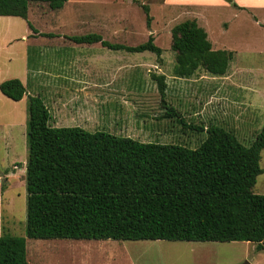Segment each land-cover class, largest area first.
Wrapping results in <instances>:
<instances>
[{
    "label": "trees",
    "instance_id": "trees-1",
    "mask_svg": "<svg viewBox=\"0 0 264 264\" xmlns=\"http://www.w3.org/2000/svg\"><path fill=\"white\" fill-rule=\"evenodd\" d=\"M68 1L0 0V17L22 18L37 33L28 21L30 4L46 3L58 11ZM142 8L150 26L149 6ZM68 39L115 51L163 53L152 34L134 47L110 43L96 33ZM171 49L179 78H191L200 69L225 76L235 57L233 51L214 50L205 29L191 19L172 29ZM155 79L166 106L165 77ZM0 90L16 102L27 96L20 79L4 81ZM166 108L179 115L174 107ZM28 113L27 238L247 242L264 250V195L253 191L264 173V125L249 146L232 131L211 126L208 137L191 149L51 127L40 97H28ZM26 237L0 236V264H30Z\"/></svg>",
    "mask_w": 264,
    "mask_h": 264
},
{
    "label": "rangeland",
    "instance_id": "rangeland-1",
    "mask_svg": "<svg viewBox=\"0 0 264 264\" xmlns=\"http://www.w3.org/2000/svg\"><path fill=\"white\" fill-rule=\"evenodd\" d=\"M91 1L90 5L83 6L85 21L79 26L71 20L73 5H68L64 11H52L46 3H31L28 21L37 33L22 18L0 17V85L7 80L21 79L28 67L35 70L38 64L45 66L51 57H62L58 54L59 47L44 45L47 42H72L68 39L71 36L96 32L109 42L138 46L147 42L152 34L156 45L163 50L161 57L149 51L115 52L88 44L69 47L65 50L67 56L63 57L93 56L101 51L105 58L111 59L108 65L118 64L113 56L127 57L139 64L142 59L149 60L150 73L146 74V69L140 68L132 80L116 82L111 87L148 92L145 98L153 109L149 114L155 117L150 126L157 128L159 135L130 137L134 140L196 149L208 137L207 129L216 126L232 131L246 146L254 142L264 125V29L254 31L241 20L231 18L223 9L200 10L197 14L201 24H198L209 32L214 50H219L218 25L225 21L230 22L234 32L241 26L244 37L252 36L254 41L244 43L242 46L247 48L243 50L228 48L238 52L230 66L231 70L238 66L244 69L240 72V80L208 75L203 69L193 77L183 79L173 73L176 54L171 49L172 29L195 17L196 11L173 12L167 21L154 4L155 0L116 1L111 4ZM142 5L149 6L150 26ZM208 15L210 20L207 21ZM33 42L44 44L40 46ZM251 45L254 47L250 48ZM158 67H162L168 77L165 80L167 104L174 107L179 115L169 112L161 102L155 79L159 76L156 74ZM102 107L108 116L110 104ZM28 120V100L13 101L0 90V236L6 233L26 237ZM49 124L55 127L53 122ZM106 127L102 128L105 132L116 131L108 130V125ZM261 167L264 170V151ZM253 191L264 195V173L258 177ZM26 242L30 264H264V250L258 251L255 244L247 242L37 240L27 237Z\"/></svg>",
    "mask_w": 264,
    "mask_h": 264
},
{
    "label": "crops",
    "instance_id": "crops-1",
    "mask_svg": "<svg viewBox=\"0 0 264 264\" xmlns=\"http://www.w3.org/2000/svg\"><path fill=\"white\" fill-rule=\"evenodd\" d=\"M116 1L127 2L129 0H97L94 2L111 4ZM91 2V0H79V2L78 0H69L61 10L64 11L68 5H73L71 7L73 10L71 12V20L73 19L76 22L74 24L79 26L81 22L85 21L83 6L90 5ZM154 4L163 15L164 20L167 21L170 20V15L173 12L177 13L190 9L192 10L191 12L196 11V14H193L195 17H192L191 20H196L201 24L197 14L200 10L219 8L226 11L234 20H241V22L248 24L249 28L254 31L264 29V0H155ZM208 17L207 21L210 20V15ZM60 19L61 16L59 21ZM239 28L240 30L235 29L236 32L232 31L233 26L227 21L218 25L219 50L231 51L228 49L231 48L229 46H232L233 49L241 48L243 50L247 48V46H242L244 43L254 41L252 36L245 38L241 31L242 27L239 26ZM207 34L209 38V32ZM33 43H38L40 46L44 44L43 42ZM211 43L214 49V44L213 42ZM44 45L59 47L60 52L58 54L62 57H57V59L51 57L44 64L45 66L38 64L35 70H31L28 67L27 71L23 72V77L20 80L27 89V96L21 101H27L29 96L40 97L50 113V121L57 128L80 127L94 133L103 131L102 128H107L106 125H108V130L110 128L114 131L116 130V133L111 134L121 137H132L135 139L159 135L158 129L150 126V122L155 117L149 114L153 109L147 104L145 98L148 95L147 91L134 90L127 87L111 88L116 82L132 80L134 74L139 72L140 68L146 69V74L150 73L149 66L151 63L148 59H142L139 64L127 57L115 56L116 58H114V56H111L118 62L115 66L108 65L111 63V59L105 58L104 53L101 51L97 55L92 54L93 56L78 54L72 58L63 57L67 56L65 50L69 47H80L85 44H78L72 41L47 42ZM88 45H99L104 49L115 51L104 47L101 43ZM119 45L134 47L125 44ZM252 47L254 46L251 45L250 48ZM234 53L236 57L238 52ZM157 70V75L164 76L165 80H168L162 67H158ZM243 70L239 66L231 70L230 66L225 78L240 80L239 76L242 75L240 72H243ZM166 94L164 97L166 107H172L167 104ZM103 104H110L108 116L102 107ZM140 142L148 143V141Z\"/></svg>",
    "mask_w": 264,
    "mask_h": 264
}]
</instances>
